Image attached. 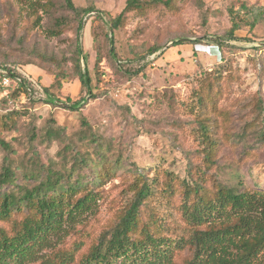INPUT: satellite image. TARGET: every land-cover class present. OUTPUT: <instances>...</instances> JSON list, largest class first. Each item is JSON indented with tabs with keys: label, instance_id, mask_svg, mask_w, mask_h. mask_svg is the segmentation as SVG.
Here are the masks:
<instances>
[{
	"label": "rangeland",
	"instance_id": "1",
	"mask_svg": "<svg viewBox=\"0 0 264 264\" xmlns=\"http://www.w3.org/2000/svg\"><path fill=\"white\" fill-rule=\"evenodd\" d=\"M71 2L75 10L65 0H0V67L34 81L32 92L12 84L0 98V141L9 147H0V173L7 163L19 190L38 185L49 167L62 184L81 186L66 207L88 192L94 198L52 230L29 264H80L131 200L135 172L153 180L146 214L160 219L159 236L185 242L169 246L170 264H187L192 231L206 230L185 221L183 184L254 195L244 225L207 226H233L210 247L217 264L232 260L264 227V0H139L115 30L127 0ZM42 87L58 103L38 101Z\"/></svg>",
	"mask_w": 264,
	"mask_h": 264
},
{
	"label": "trees",
	"instance_id": "2",
	"mask_svg": "<svg viewBox=\"0 0 264 264\" xmlns=\"http://www.w3.org/2000/svg\"><path fill=\"white\" fill-rule=\"evenodd\" d=\"M160 3H167L159 1ZM65 5L70 10H75L71 0H65ZM140 6L139 0H127L123 12L118 15L110 25L115 30L121 22L122 15L129 8ZM231 33L236 29L234 26ZM81 24L77 27L80 32ZM175 42L172 46L181 45ZM154 53V52H153ZM77 56L82 55V49L77 44ZM1 71L13 80V91L21 88L32 92L33 86L17 73L11 66L0 67ZM2 74L0 73V79ZM81 86L89 91V80L85 69L78 74ZM12 85V84H11ZM44 104L54 105L57 99L48 88L42 87ZM83 102L76 101L71 109L76 110ZM202 103V98H198ZM15 112H10L4 117H10ZM3 117V116H2ZM202 135L208 138L207 127L201 125ZM0 147L8 150V145L0 141ZM135 182L132 187V198L123 209L115 226L103 234L89 255L80 264H170L171 251L182 247L185 242L178 240L171 244L168 240L160 237V219L156 214L147 211L146 204L151 200L155 189L151 186L143 173L135 172ZM15 173L6 163L0 173V264H29L34 261L35 250L42 244L47 243V236L54 228L65 221L70 212L85 206L94 198L91 192L79 197L71 208L66 206L72 202H65V197L70 195L74 188L75 192L81 190L78 182L73 186L62 184L63 174L51 168L46 169L45 179L38 185L27 188H19L15 184ZM89 183H87V186ZM86 186V188H87ZM58 187H61L59 192ZM83 184L82 189H86ZM184 199L190 204H184L182 215L185 221L192 227H206V230H194L187 241L192 252V257L187 264H217L214 260L211 245L214 236L218 232L227 234L236 224H245V214L253 210L254 195L236 193L229 188H218L215 193L207 195L205 191L193 184H183ZM169 188H164L163 193L169 194ZM83 193V192H82ZM255 194V193H253ZM263 196V194H260ZM73 195L69 197L72 198ZM148 201V202H147ZM147 219V220H146ZM231 220L234 225H227L219 231L207 228L217 220ZM162 233V231H161ZM47 245V244H46ZM185 246V245H184ZM264 227L260 233L248 243L241 245V251L234 258L224 261L223 264H254L260 255H264Z\"/></svg>",
	"mask_w": 264,
	"mask_h": 264
},
{
	"label": "built area",
	"instance_id": "3",
	"mask_svg": "<svg viewBox=\"0 0 264 264\" xmlns=\"http://www.w3.org/2000/svg\"><path fill=\"white\" fill-rule=\"evenodd\" d=\"M17 71L22 76V78H24L26 81H28L31 85H34V81L32 79H30L29 76H27L26 74H23L19 70H17ZM0 73L2 74V77L0 79V98H1V97H5L7 95L8 88L11 87V84H13L14 81L11 80L6 75V72L0 71Z\"/></svg>",
	"mask_w": 264,
	"mask_h": 264
}]
</instances>
